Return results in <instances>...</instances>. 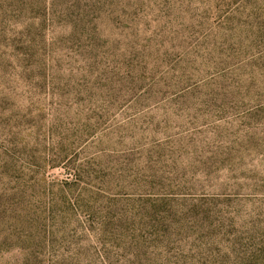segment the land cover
Wrapping results in <instances>:
<instances>
[{"label":"rangeland","instance_id":"obj_1","mask_svg":"<svg viewBox=\"0 0 264 264\" xmlns=\"http://www.w3.org/2000/svg\"><path fill=\"white\" fill-rule=\"evenodd\" d=\"M0 264H264V0H0Z\"/></svg>","mask_w":264,"mask_h":264}]
</instances>
